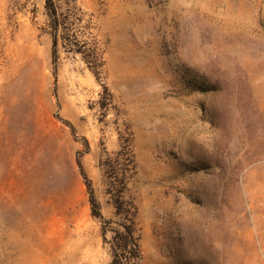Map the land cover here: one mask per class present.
I'll use <instances>...</instances> for the list:
<instances>
[{
	"label": "rangeland",
	"instance_id": "1",
	"mask_svg": "<svg viewBox=\"0 0 264 264\" xmlns=\"http://www.w3.org/2000/svg\"><path fill=\"white\" fill-rule=\"evenodd\" d=\"M44 3L0 0V264H110L123 187L141 264H264V0H75L99 79Z\"/></svg>",
	"mask_w": 264,
	"mask_h": 264
},
{
	"label": "trees",
	"instance_id": "2",
	"mask_svg": "<svg viewBox=\"0 0 264 264\" xmlns=\"http://www.w3.org/2000/svg\"><path fill=\"white\" fill-rule=\"evenodd\" d=\"M44 0V8L47 17V27L52 38V50L54 59L58 56L59 48L67 53L77 54L82 62L99 79L104 68V59L98 43L91 32V23L86 21L81 10L76 6L75 0ZM65 4V8H63ZM118 180L117 175L110 177ZM122 185V182L120 183ZM111 185H115L111 183ZM125 190L117 192L113 198V207L116 216L128 217L129 225L120 226L125 233L117 229L112 239V260L110 264H141L140 236L138 234L136 215L137 210L133 202L128 204V210L124 208L122 194ZM90 203L94 218L102 221L98 205L91 195ZM121 229V228H120Z\"/></svg>",
	"mask_w": 264,
	"mask_h": 264
}]
</instances>
